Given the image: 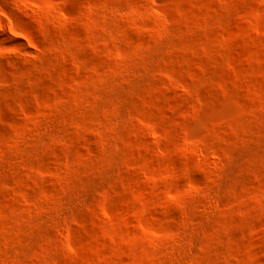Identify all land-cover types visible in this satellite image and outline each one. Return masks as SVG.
I'll list each match as a JSON object with an SVG mask.
<instances>
[{"label":"rangeland","instance_id":"1","mask_svg":"<svg viewBox=\"0 0 264 264\" xmlns=\"http://www.w3.org/2000/svg\"><path fill=\"white\" fill-rule=\"evenodd\" d=\"M0 264H264V0H0Z\"/></svg>","mask_w":264,"mask_h":264},{"label":"bare ground","instance_id":"2","mask_svg":"<svg viewBox=\"0 0 264 264\" xmlns=\"http://www.w3.org/2000/svg\"><path fill=\"white\" fill-rule=\"evenodd\" d=\"M77 161H78V166L82 164V160L80 158H77Z\"/></svg>","mask_w":264,"mask_h":264}]
</instances>
